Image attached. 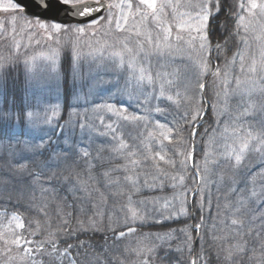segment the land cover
Masks as SVG:
<instances>
[{
  "label": "trees",
  "instance_id": "16d2710c",
  "mask_svg": "<svg viewBox=\"0 0 264 264\" xmlns=\"http://www.w3.org/2000/svg\"><path fill=\"white\" fill-rule=\"evenodd\" d=\"M244 2L245 0H226L219 16L215 20H210L215 33L211 38L212 44L215 45L218 42L223 46L219 52L212 47V55L209 53L211 50L201 53L198 47L199 41L193 45V48L182 50V54H180L181 51L170 50L165 45L159 47L158 51L156 41L149 44L151 65L156 67L155 71L158 75L155 73L156 76L152 77L153 83L146 85V99L152 90H159L158 85H163L166 89L168 79L174 80V75H176V81H174L178 85V92L175 95L171 92L172 101L166 99L167 95L163 99L159 98L155 104L140 110L144 114L141 120L113 119L111 115L103 114L99 118V120L103 118V121L100 123L98 120V127L95 130H90L85 137H73L69 144L66 142L68 145L61 142L63 135L54 134L52 140L58 141L55 146L58 151L56 155L39 156L34 162L30 159L19 160V149L22 145L17 146L16 144L17 139L39 142L36 136H32L33 134L24 128V120L35 97L32 99L30 97L26 65L20 56L9 50L0 51V133H3L5 137L1 144L10 145L7 137L11 136L13 139L10 146H15L17 150V153L12 156L0 151V213L7 216L12 213L18 214L23 220L26 232H37L34 236L35 241L47 240L48 232L74 231L81 224L87 230L79 235V240L68 241L69 244L86 242L83 247L73 250L68 255H65L63 251L67 245L58 243L59 251L53 252L51 247L45 244L39 255H45V251H48L50 260L45 257L43 260L39 256L40 264H70L73 260L76 264H140L143 258L151 255L144 248V244L151 247L152 244L160 243L150 238V241H143L142 244L140 243L143 240L141 234L165 232L171 233V236L155 255L162 256L164 250L170 246L176 258L173 264H177L178 260L189 264V261L197 259V256L201 255V245L204 248L203 255L209 257L212 264H256L255 260L249 259L253 255L252 252L244 255L237 253L233 247L235 245L249 248L255 246L258 255L259 246L256 241L264 242V228L261 227L264 225V219L256 215L254 220L251 218V222L245 220L247 217L246 204L253 197L251 193L256 191L263 180L260 172L264 166L260 167L261 160L256 153L247 154L246 169H236L234 159L231 158L229 161L220 160V164L224 167L208 169L207 166V171L201 172V175L206 178L205 194L210 192L211 206L206 202L201 213L199 210L188 208L186 204L188 211L193 212L194 219L180 216L154 227L148 225L138 227L136 233L125 238L117 239L114 236V230L117 234L119 231H126L123 227L125 220L123 208L128 203V193L132 189L125 183L123 177L139 174L140 184L143 185L145 178L150 180L151 174H156L155 168L152 167L156 161H144L143 159L145 155L143 145H151V151L146 153L150 157L156 151H161L160 133L162 129L157 127V123L167 124L169 128H173L175 122L183 124L180 117L191 108L189 98L193 96L198 100L203 98L198 90L186 91L189 85L192 89L196 88L198 76L199 82L204 83L208 80L209 74H199L198 66L202 63V57L204 60H210L211 68L216 62L221 69L219 78L212 76L207 81L204 94L208 101L216 104L217 112L221 114L212 116L209 112L200 124L195 137L194 163L203 169L205 160L216 161L218 157L216 148L228 151L232 146L239 147L241 138L245 137L247 132H252L260 126L264 127L262 124L264 122L261 121L263 115L257 112V101L253 100L250 104L247 94L240 89L234 94V90H237L236 78L246 67L243 63L242 69L239 62V55L244 50L242 28L239 23V17L244 10L240 5ZM16 14L18 18H23L22 14ZM9 39V35L0 31V44L7 45ZM65 42L67 41L62 40L61 45ZM61 51L60 67L64 74L61 120L68 122L72 118V97L79 92V84L73 79L72 67L69 64L71 53L66 56L65 50ZM225 72L228 74L226 89L221 84V80L225 78ZM111 80L114 81V78ZM100 82L107 85L109 79H101ZM115 85L114 81L104 87V91L98 88V97H107L106 102H111L113 105L122 103L124 99L122 94L116 100L112 95ZM181 92L182 97L180 98ZM121 106L127 108L128 112L138 111V107L135 108V105L130 102L121 104ZM157 107L164 109L165 113L162 115L155 111ZM245 111L247 115L241 116L240 114ZM110 124L113 129H116L117 139H113V134L108 128ZM189 131L190 129L186 127L183 133L185 138L188 137ZM120 142L128 145L124 154L114 151L119 147ZM163 145L161 154H165L166 159L172 156L178 162L183 159V156H173V153L189 150L192 141L189 140L185 148L178 143V138L172 135V143L164 140ZM83 151H87L90 155L83 158L81 155ZM131 151L138 153L131 159L140 161L139 166L131 165L126 157V153ZM64 156L71 158L65 160ZM20 163L28 164L27 172L17 171ZM159 164L161 169L166 170L169 175L187 176L185 184L189 189L196 187L193 183V169L190 166L185 172L181 171L182 174H179L178 167L172 169L162 161ZM124 166H127V172ZM145 171L150 175L145 177ZM234 186L235 192L231 190ZM179 190L181 189H176V193ZM172 193L171 187L160 190L141 186L139 192H132V200L135 202L132 207L140 209L142 213L144 210L154 212L156 208H162L164 200H159L155 205L152 201ZM189 194L190 191L187 197ZM140 201L146 203L141 204ZM175 204L178 208L179 205ZM163 215L168 216L169 212L164 211ZM201 216H203L204 223L196 245H194L197 232L192 230L191 226L200 223ZM152 219L153 217L149 218V223ZM154 219L159 221L163 220V217L155 214ZM65 220L68 221L67 225L63 224ZM233 220H238L240 223L233 225ZM130 226L137 227L136 224ZM213 226H215L214 229ZM175 229H185L192 236L193 242L189 247L194 251L191 254L188 247H185V234L172 231ZM1 244L5 246L6 251L0 254V264H13L8 260L7 252L13 255L16 250L23 249L11 243ZM178 248L182 251H176ZM229 251L235 255L234 261L225 259ZM20 257H23L22 252ZM155 264H167V261L155 259Z\"/></svg>",
  "mask_w": 264,
  "mask_h": 264
},
{
  "label": "snow or ice",
  "instance_id": "6c2138e0",
  "mask_svg": "<svg viewBox=\"0 0 264 264\" xmlns=\"http://www.w3.org/2000/svg\"><path fill=\"white\" fill-rule=\"evenodd\" d=\"M226 3V0H196L195 3H190L186 5V7L191 9L190 13H181V17L187 16L188 19L184 20L181 19L177 24L176 27L178 28L179 32H184L187 30L188 33V42L192 45H196V42L199 41V49L201 53H204L205 51H210L212 47H215L217 52L220 51V49L223 47L220 43H216L215 45L212 44V37L215 35L213 32V27L210 24V20H215L219 13L221 12L222 8L224 7ZM34 7L46 11H54L59 12L61 10V7H63V10L65 12H70L73 16L80 17L81 20L77 22L75 25L73 24H66L61 23L57 21L56 19H45L41 15H31L32 19L28 18V13L25 9L24 4L18 2V0H0V12L5 14L10 13H20L23 15L24 23L27 25L30 32L34 33L35 36H41L42 38H46L49 41H53L58 49L65 50V55L71 53L75 55L77 58H79V53L75 51V48L72 46L71 37L72 36H78L80 34L87 35L89 33V30H94L93 34H95V31L98 30L99 27H103V24L105 22L111 24L113 21L115 22L116 29L120 31H126V27H122L121 21H123L124 25H127L128 22V16L127 15H121L119 18H116L114 20L112 16V9L113 8H120L121 13H123L124 9L127 8L129 10L135 8L139 15L141 16L142 20H147L149 17H151L154 21L157 22L156 26L157 28L162 29L164 35H163V41L167 42L169 37L172 34V26L169 24L165 26L162 21L160 20V14L163 13V10L165 8H176L177 5H173L168 0H165V2L160 3L158 5L157 0H138L136 4L132 3V0H129L127 4L120 3V4H112V3H106L105 0H34ZM241 8H244V5H240ZM259 9L261 13H264V2L257 3L256 0H249V4L247 5V10L249 13H253L254 10ZM215 10V11H213ZM107 12L108 15L105 16L104 13ZM132 14L131 12L129 13ZM173 17L175 18V13L173 14ZM244 17H239V23L244 22ZM17 21V17L15 15L12 16V22L15 24ZM83 24L84 26L81 27L80 25ZM195 33V35H192V33ZM141 35L140 32H136V36ZM63 36H68L69 40L65 42L63 45H61L60 40L63 38ZM175 39L178 42H184V37L180 34H177ZM243 39V38H242ZM36 43L39 45L40 41L37 40ZM146 43L151 44L152 43V37L150 34H147L146 36ZM170 47V45H168ZM145 47V42H138L136 44V49L129 48L127 46V43L125 42L124 48L121 52H114L112 55L120 57L121 64H123V57L124 54L127 53L131 57H135L139 51H143ZM157 50L159 51V44L156 45ZM43 56V53H41ZM54 55H58V52ZM45 59L53 60V64H55V60L52 56H44ZM18 59V58H17ZM235 59V57L233 58ZM241 59V68L243 69V62L244 57L243 55L240 56ZM129 69H134L135 65L134 63H129L128 65ZM199 68V74H211L214 77L219 78L221 69L217 66L215 72L212 71V68L210 66V60H204L202 57V63L198 66ZM53 71H55V67H53ZM146 69L141 67L139 69L140 80H144ZM249 73H258V80L261 85L259 91L261 94H264V51L261 53V61L259 63V66H257V61L253 60L251 66L248 68ZM227 72L224 73V79L221 80V84L225 87V89L228 86V80H227ZM148 83H153L152 77L148 76ZM197 85L195 89L191 88V85L186 88L187 90H198L199 93H201L202 97L203 94H205L206 84L203 82H199V76L197 77ZM241 80L239 78H236V85L237 90H234V94H236V91L239 90V87L241 85ZM247 83L251 85H256L257 80L253 79L248 81ZM254 90V89H252ZM251 92V90H250ZM242 94V93H240ZM225 95L227 96V91L225 92ZM160 98L164 97V88L163 85L161 86L160 91ZM166 99L168 101H172L171 96H167ZM191 103V108L188 111H185L180 119L183 120V124L179 122L173 123V128L175 129V132L173 133V128H169L167 124H160L157 123V127L162 129L160 136L162 139L160 140V148L161 151H163L164 145L163 141L168 140L169 143H172V135H175L178 138V143L185 148L188 145V141H192V147L191 150L187 151H179L174 152L173 156H183V159L179 160L177 162L176 159H174L172 156L166 159L165 154H161V151H156L153 156H148L146 153L151 151V145L145 144L143 145V150L145 152V155L143 156L144 161L148 160H154L156 163L153 164V168L156 170V174H151V179L145 178L143 180V185L140 184L141 176L139 174L136 175H125L123 177V180L127 185H129L132 189L131 192L128 193V203L124 206L123 211L125 215V220L123 223V227L126 228V231H119L118 234L114 230V236L117 239L125 238L129 235H132L137 232L138 227H143L145 225H148L149 227H154L157 224H162L166 220H171L173 218H179L180 216H188L189 218H195L193 212L188 211V209L185 207V205H188V208H191L193 210H199L201 213L203 212L205 203L207 202L209 206H211V199H210V192L208 194H205V188H206V178L201 175L202 171H207V160H205V167L202 169L198 164L192 163L191 168L193 169L194 177H193V183L196 184V187H193L191 189L188 188L187 184H185V180L188 178L185 175H169V173L166 170H162L160 167L159 162H164L166 165H168L172 169L179 168L180 171L185 172L187 168L189 167V161H194L195 157V137L198 132V128L200 127L201 121L204 120L205 117L209 115V112H211L212 116H217L221 113L217 112V106L215 103H212L208 101L207 99L201 98L196 99L195 96L189 98ZM130 106V105H129ZM103 107L113 115H116L120 117L123 120H141L142 117L138 116H127L124 115V113L127 111V108H116L114 105L111 104H105ZM155 111L161 113L162 115L165 113L164 109H161L157 107ZM241 116L247 115V111L240 114ZM190 129L188 133V137L185 138L183 133L185 128ZM109 130L113 134V139H117L115 136L116 129L112 128V125H108ZM227 130V129H225ZM235 131V130H234ZM61 134H63V128L61 127ZM150 138L152 134H149ZM5 139L4 134L0 133V143L3 142ZM9 144L11 145V141L13 137L9 136L7 137ZM40 143L36 142H30V141H21L16 140L17 146H21L19 149V160H32L35 161L36 157L44 156V155H56L55 153V146L58 143L54 142L51 137H49L47 140L44 139V137H40ZM128 148V145L124 144L123 142H120L119 147L114 149L115 152L124 154V150ZM249 153H256L258 154L261 163L264 164V128H262L258 135L253 136L252 132H248L245 137L241 138L240 146L239 148H232L230 151L225 153L230 159L234 157V167L236 169H246L247 164H245V160L247 158V154ZM138 153L135 151L127 152L126 157L129 159V162L133 166H139L140 161L132 160L131 157L137 155ZM83 158H87L90 154L87 151H83L81 153ZM207 155V154H205ZM69 156H64V159H70ZM125 167V171H128L127 166ZM28 170V164L27 163H20L19 167L17 168V171L20 173L27 172ZM107 175V173L105 174ZM145 177L150 175L149 172L145 171L144 173ZM177 181H179V186L181 188V191L179 194L176 193L177 189ZM170 182V183H169ZM147 187L149 189H160L163 190L165 187H171L173 189V197L171 200L167 199L166 197H160L155 198L152 203L155 205L159 200L163 199L164 204L162 208H156L154 212H149L147 210H144L143 213L140 209H137L135 207H132V205L135 203L132 200V192H139L140 188ZM233 192L236 191L235 186L231 189ZM192 196V201L190 204H188L187 201V193H189ZM262 195H264V190L261 192ZM251 195L253 197L256 196L255 192H252ZM199 197V199H197ZM11 199V197H9ZM175 201L179 202V207H176ZM141 204H145V201H140ZM164 211H168L169 215L164 216ZM159 214L163 217V220H155L154 215ZM153 217L151 220V223H149V218ZM14 219H19V216H14ZM69 214V219H70ZM261 219H264V215L260 217ZM31 224V222H29ZM204 223L203 216L200 217V223H197L192 227V230L196 231L197 233L200 232V229ZM240 223L238 220H233L232 224L236 225ZM64 225L68 224V221H63ZM91 226V222H89ZM136 224L137 227H132L130 225ZM17 227L24 229L25 225L23 223H20L17 225ZM215 226H213L214 229ZM262 228H264V225H261ZM87 230L83 227L81 224L76 230H65L63 232L57 230L56 232H48V239L45 241H31L24 239L23 236L16 234L15 238L10 241L11 244L20 247L23 244H32L36 243L38 247L36 248V251H41L44 249L45 244L49 245L53 252H58V243L67 245V247L64 248V254L68 255L73 250H78L81 247L84 246L86 242L81 241L77 244H69V240H79V235L81 233H85ZM172 231H179L183 232L186 236L185 240V247H188L189 253L193 252L194 250L189 247L192 242L193 238L192 236L185 230V229H175ZM43 234V232H41ZM30 235L36 236L37 232L33 231L30 232ZM143 237V240L140 242L143 244V241H150V238H154L155 240L160 241L159 244H152L151 247H149L147 244H144V248L148 253L151 255L147 256L146 258H143L140 261V264H155V259H160L162 261H167V264H173L174 260L176 259L173 256L171 247L169 246L168 249L164 250V253L162 256H156L155 254L162 249L163 244L170 238L171 233L165 232V233H147V234H141ZM62 237V239H60ZM215 239V237H214ZM259 246V254H256V247L253 246L251 248L246 246H239L235 245L233 246L236 249L237 253H243L244 255H247L248 252H252L253 255L249 257L250 260H255L256 264H264V242L256 241ZM25 251L29 254L32 253L33 249L28 248L25 249ZM176 251H182V249H177ZM203 245H201V255L197 256V259L189 261V264H212L211 259L205 255ZM139 254V253H138ZM235 255L232 254L231 251H229L228 255L225 256V259L227 261H234ZM70 264H76V262L70 261ZM177 264H184L183 260H178Z\"/></svg>",
  "mask_w": 264,
  "mask_h": 264
},
{
  "label": "rangeland",
  "instance_id": "374dc122",
  "mask_svg": "<svg viewBox=\"0 0 264 264\" xmlns=\"http://www.w3.org/2000/svg\"><path fill=\"white\" fill-rule=\"evenodd\" d=\"M107 1L112 4H120L122 2L127 4L129 2V0ZM137 2L138 0H132L133 4H136ZM163 2H165V0H157L158 5ZM168 2L173 5H177L178 7L175 9L171 7L165 8L163 13L160 14V20L162 23L165 26L169 24L172 26V34L167 42L163 41L164 33L162 29L157 28V22L151 17L147 20H142L135 8L131 10L125 8L123 13H121L120 8H113L111 10L114 20L119 18L122 14L129 17L126 26L123 21H121V25L122 27H126V31L117 30L115 22L113 21L111 24L105 22L103 27L98 26V30L95 31V34H93L94 30H89L87 35L80 34L78 36H72V46L80 55L79 58H77L75 55L70 54L69 64H71L72 67L73 79L79 84V92L72 97V118L68 122L61 120V103L63 97L62 81L64 76L60 67L62 57L61 49H58L57 45L53 41H49L41 36L34 37V33L30 32L27 25L24 23V19L18 18L16 13H4L3 17L0 19V31L9 35L10 39L7 41V45L0 44V51L3 49L9 50L15 55L20 56L23 59L24 65H26L30 97L31 99L34 96L35 97L34 100H32V107L28 110L24 120V128H26L29 133L33 134L32 136H36V140L39 141L38 143L41 142L39 139L40 137H44L45 140L49 137L53 139L52 136L54 134L57 136L63 135L61 142L64 144H66V142L69 144V141L75 136L85 137L86 133H89L90 130H95V128L98 127V120L103 114H109L113 117V119H121L120 117L109 113L103 107L105 104L113 105V103L106 102L108 100L107 97L99 98L97 95L98 88H102L104 91V87L108 84H112L114 81L116 85L114 86L115 90L112 92V95L115 100L119 98L121 94L124 97L122 103L114 105L116 108H124L121 104H128L129 102L133 103L135 108H137L138 104H140L137 112L126 111L124 115L138 116L139 114L138 117H142L144 114L140 110L148 108L151 104H155L157 102L160 98L161 85H158L159 90H152L146 99V85L149 84L148 79L145 78L144 80H140L139 76L136 75V72L140 74L139 69L141 67L146 69L145 66L149 63L146 57L149 53V44L146 43V36L147 34H150L152 41L156 38L159 47L165 45L166 48L170 50L176 49L177 51H181L180 54H182V50H186L188 48V46L184 45V42L189 43L188 33L187 30L179 32L176 24L181 19H188L187 16L181 17L180 14L190 13L191 9L186 7V5L195 3L196 0H168ZM256 2L259 4L264 2V0H256ZM248 4L249 0H245L243 4L244 10L240 15L245 19L243 23H240L242 28V43L244 50L239 55V62L241 65L240 56L243 55V63L246 67L238 77L242 82L239 89L247 94L250 104L253 100L257 101V112L260 115H263L261 121L264 122V94H261L259 91L261 85L258 80V73H249L248 71V68L251 66L253 60H256L257 66H259L261 53L264 51V13H261L259 9L254 10L253 13H249L247 10ZM130 12L132 13L131 15L129 14ZM174 13L175 18L173 17ZM13 15L17 17L15 24L12 22ZM104 15L107 16L108 13L105 12ZM136 32H140L141 35L136 36ZM177 34L184 37V42H178L175 39ZM192 35H195V33L193 32ZM37 40L40 41L39 45L36 43ZM62 40L68 41L69 37L63 36L60 43ZM125 42L129 48L136 49V44L138 42H145V47L143 51H139L137 49L136 51L138 54L134 58L125 53L123 57V64H121L120 57L114 56L112 53L121 52L124 48ZM168 45H170V47ZM57 52L58 55H54ZM41 53H43V56ZM44 56H52L55 60V64H53V60L45 59ZM129 63H134V69H129ZM217 66H212V71L215 72ZM53 67H55V71H53ZM105 78L106 80L109 79V83L107 85L100 82L101 79L105 80ZM111 78H114V81H112ZM253 79L257 80L256 85L253 86L247 83ZM174 80L176 81V75H174ZM174 80L168 79L167 84L165 85L167 86L166 89L163 87L164 96H171V92L175 95V93L178 92V85ZM230 80L231 78L229 77V81ZM122 84L127 86V88H124ZM118 88L119 96H116ZM181 97L182 92L180 94V98ZM77 117H79V119ZM99 121L102 123L103 118ZM18 124L19 123L17 122V126ZM61 127L63 128V134H61ZM262 128L264 127L260 126L258 129L252 131L253 136L258 135ZM54 142H57V140ZM191 147L192 146H190L189 150H191ZM232 148L239 147L232 146L228 151ZM1 150L10 156L17 153L16 147L8 144L0 143V151ZM215 150H217L216 153L218 157L216 161H207L208 169L224 167L220 164V160L225 159L229 161L230 159L227 155H225V153L228 152L226 149L216 148ZM57 152L58 151L55 149V153ZM193 162L194 161L191 160L189 161L190 167ZM262 166H264V164L261 163L260 167ZM203 167H205V164H203ZM179 174H182L180 170ZM260 175L263 176V180L255 191L256 196L249 199L246 204L245 212L247 217H245V220L249 222H251V218L254 220L256 215H264V195L261 194L262 190H264V168L260 172ZM179 188V181H177V189ZM180 191L181 190H179L177 194H179ZM172 197L173 193L166 196V198L170 200ZM187 201L188 204L191 203V194L188 195ZM175 203L179 205L178 201H175ZM14 216L19 215L12 213L7 216L4 213H0V254L3 251H6L5 246L1 243L5 242L9 244L10 241L15 238L16 234L23 236L24 239L35 241L34 236L30 235V232L25 231V227L24 229L17 227L18 224L23 223L22 218L19 216V219H14ZM198 236L199 233H197L194 245H196ZM35 244L36 243H22L20 247L23 250L18 249L13 253V255H10V253L7 252V255L9 256L8 260L13 264H40L39 256L43 260L44 257L50 260L48 251H45V255H39L40 251H36L38 246ZM28 248L33 249L31 254L25 251V249ZM21 252L23 253L22 258L20 257Z\"/></svg>",
  "mask_w": 264,
  "mask_h": 264
},
{
  "label": "water",
  "instance_id": "95a60500",
  "mask_svg": "<svg viewBox=\"0 0 264 264\" xmlns=\"http://www.w3.org/2000/svg\"><path fill=\"white\" fill-rule=\"evenodd\" d=\"M18 2L24 4L25 9L28 13V16L31 15H41L45 19H56L57 21L61 23H73V22H79L81 20L80 17L73 16L70 12H65L63 10V7H61V10L57 13L54 11H46L42 9H38L34 7V0H18ZM106 3H109L107 0H105ZM3 13L0 12V18L2 17Z\"/></svg>",
  "mask_w": 264,
  "mask_h": 264
},
{
  "label": "bare ground",
  "instance_id": "6f19581e",
  "mask_svg": "<svg viewBox=\"0 0 264 264\" xmlns=\"http://www.w3.org/2000/svg\"><path fill=\"white\" fill-rule=\"evenodd\" d=\"M68 24H73V25H75L76 24V22H73V23H68ZM80 26H84L83 24H81ZM145 35V34H144ZM72 39H73V37H71ZM156 41V43H158V41H157V39L155 38V40H153L152 41V43H154ZM184 44L186 45V46H188V48L189 49H191V48H193V45L192 44H190V43H186V42H184ZM212 52H213V49H211V51L209 52L210 53V55H212ZM146 57H147V60L149 61V63H148V65L146 64V66H145V64H144V66H145V68H146V71H145V73H144V76H145V78H147L148 76H151V77H155L156 76V71H155V69H156V67L155 66H153V65H151L152 64V62H151V60H149L150 59V57H151V53L149 52L147 55H146ZM214 63H216V62H214ZM156 73V74H155ZM136 75L137 76H140V74L138 73V72H136ZM158 75V74H157ZM132 77H134V76H132ZM153 80V79H152ZM147 81V80H146ZM147 83V82H146ZM122 86L125 88V87H127V86H125V85H123L122 84ZM115 89L113 88L112 89V92L114 91ZM119 88H118V90H117V93H116V96H119ZM198 238H199V236H198Z\"/></svg>",
  "mask_w": 264,
  "mask_h": 264
}]
</instances>
